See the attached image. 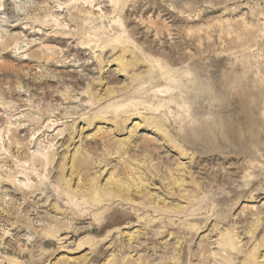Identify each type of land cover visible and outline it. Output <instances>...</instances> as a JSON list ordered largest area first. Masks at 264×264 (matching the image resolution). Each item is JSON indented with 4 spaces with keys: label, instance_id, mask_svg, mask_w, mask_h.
Listing matches in <instances>:
<instances>
[{
    "label": "rangeland",
    "instance_id": "obj_1",
    "mask_svg": "<svg viewBox=\"0 0 264 264\" xmlns=\"http://www.w3.org/2000/svg\"><path fill=\"white\" fill-rule=\"evenodd\" d=\"M0 264H264V0H0Z\"/></svg>",
    "mask_w": 264,
    "mask_h": 264
}]
</instances>
